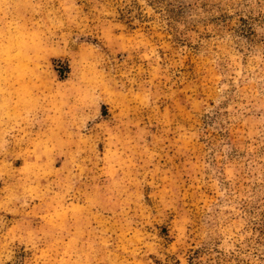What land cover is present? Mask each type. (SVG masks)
Masks as SVG:
<instances>
[{
    "label": "rangeland",
    "instance_id": "obj_1",
    "mask_svg": "<svg viewBox=\"0 0 264 264\" xmlns=\"http://www.w3.org/2000/svg\"><path fill=\"white\" fill-rule=\"evenodd\" d=\"M0 264H264V0H0Z\"/></svg>",
    "mask_w": 264,
    "mask_h": 264
}]
</instances>
